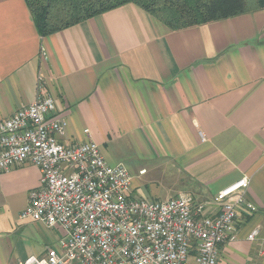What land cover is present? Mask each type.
<instances>
[{
  "label": "crops",
  "instance_id": "crops-1",
  "mask_svg": "<svg viewBox=\"0 0 264 264\" xmlns=\"http://www.w3.org/2000/svg\"><path fill=\"white\" fill-rule=\"evenodd\" d=\"M41 90L68 121L63 143L150 163L133 166L139 198L188 193L214 215L215 195L249 177L218 264H264V7L173 30L126 4L43 37L25 0H0V120ZM40 186L34 165L0 171V264L45 256L63 236L21 217Z\"/></svg>",
  "mask_w": 264,
  "mask_h": 264
},
{
  "label": "built area",
  "instance_id": "built-area-1",
  "mask_svg": "<svg viewBox=\"0 0 264 264\" xmlns=\"http://www.w3.org/2000/svg\"><path fill=\"white\" fill-rule=\"evenodd\" d=\"M58 111L56 98L41 90L0 120V171L29 164L41 171V186L30 192L21 217L63 230L45 256L20 264H218L220 246L236 238L249 177L215 195L214 215L188 193L139 198L129 169L108 163L95 140L62 142L68 121Z\"/></svg>",
  "mask_w": 264,
  "mask_h": 264
},
{
  "label": "trees",
  "instance_id": "trees-1",
  "mask_svg": "<svg viewBox=\"0 0 264 264\" xmlns=\"http://www.w3.org/2000/svg\"><path fill=\"white\" fill-rule=\"evenodd\" d=\"M46 37L126 4H135L173 30L227 19L264 7V0H25Z\"/></svg>",
  "mask_w": 264,
  "mask_h": 264
},
{
  "label": "rangeland",
  "instance_id": "rangeland-1",
  "mask_svg": "<svg viewBox=\"0 0 264 264\" xmlns=\"http://www.w3.org/2000/svg\"><path fill=\"white\" fill-rule=\"evenodd\" d=\"M126 153H129V152H126V148L124 149V155L126 154ZM126 160H130V161H134L135 160V162L133 163V162H128V161H126ZM124 163L123 164H125V166L129 169V171L131 172V174L133 175V173L135 174V172L133 171V166L135 165V166H145V167H148L147 165H149L150 163L148 162V161H137V159H135V158H131V156L130 157H126L125 159H124ZM137 162H139V163H137ZM134 176V175H133ZM162 199H165V197H161ZM167 200V199H166ZM75 264H81L80 262H76Z\"/></svg>",
  "mask_w": 264,
  "mask_h": 264
}]
</instances>
